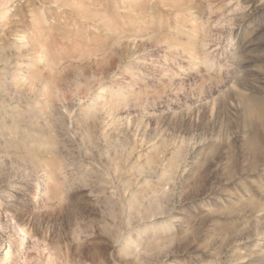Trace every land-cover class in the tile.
<instances>
[{
  "label": "rangeland",
  "instance_id": "1",
  "mask_svg": "<svg viewBox=\"0 0 264 264\" xmlns=\"http://www.w3.org/2000/svg\"><path fill=\"white\" fill-rule=\"evenodd\" d=\"M0 264H264V0H0Z\"/></svg>",
  "mask_w": 264,
  "mask_h": 264
},
{
  "label": "bare ground",
  "instance_id": "2",
  "mask_svg": "<svg viewBox=\"0 0 264 264\" xmlns=\"http://www.w3.org/2000/svg\"><path fill=\"white\" fill-rule=\"evenodd\" d=\"M23 240H24L23 238H22V239H20V241H19V242H20V244L23 242Z\"/></svg>",
  "mask_w": 264,
  "mask_h": 264
}]
</instances>
